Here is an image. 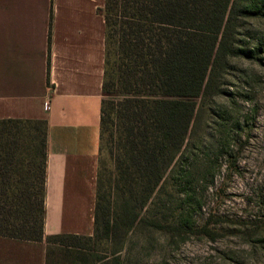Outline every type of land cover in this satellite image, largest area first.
<instances>
[{
    "label": "trees",
    "instance_id": "16d2710c",
    "mask_svg": "<svg viewBox=\"0 0 264 264\" xmlns=\"http://www.w3.org/2000/svg\"><path fill=\"white\" fill-rule=\"evenodd\" d=\"M105 0V68L92 235L44 234L47 122L0 119V235L84 248L118 236L163 192L196 116L234 45L239 17L264 13L250 0ZM237 12V13H236ZM259 48H257L258 50ZM49 249L47 263L49 259Z\"/></svg>",
    "mask_w": 264,
    "mask_h": 264
},
{
    "label": "rangeland",
    "instance_id": "374dc122",
    "mask_svg": "<svg viewBox=\"0 0 264 264\" xmlns=\"http://www.w3.org/2000/svg\"><path fill=\"white\" fill-rule=\"evenodd\" d=\"M234 30L248 51L227 57L196 100L163 192L131 226L120 200L116 238L52 244L47 264H264V13L239 17Z\"/></svg>",
    "mask_w": 264,
    "mask_h": 264
},
{
    "label": "crops",
    "instance_id": "0c3cea01",
    "mask_svg": "<svg viewBox=\"0 0 264 264\" xmlns=\"http://www.w3.org/2000/svg\"><path fill=\"white\" fill-rule=\"evenodd\" d=\"M105 0H0V119L47 122L44 234L92 235ZM49 244L0 235V264H47Z\"/></svg>",
    "mask_w": 264,
    "mask_h": 264
}]
</instances>
